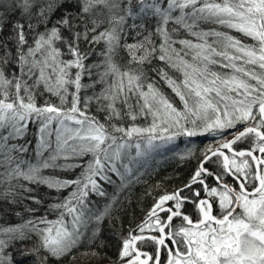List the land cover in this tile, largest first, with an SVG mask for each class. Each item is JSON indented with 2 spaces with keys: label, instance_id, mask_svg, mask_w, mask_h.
I'll list each match as a JSON object with an SVG mask.
<instances>
[{
  "label": "snow or ice",
  "instance_id": "snow-or-ice-1",
  "mask_svg": "<svg viewBox=\"0 0 264 264\" xmlns=\"http://www.w3.org/2000/svg\"><path fill=\"white\" fill-rule=\"evenodd\" d=\"M168 160L192 167L125 229ZM112 241L110 264H264V0H0V264Z\"/></svg>",
  "mask_w": 264,
  "mask_h": 264
},
{
  "label": "trees",
  "instance_id": "trees-1",
  "mask_svg": "<svg viewBox=\"0 0 264 264\" xmlns=\"http://www.w3.org/2000/svg\"><path fill=\"white\" fill-rule=\"evenodd\" d=\"M209 143H213L212 140L201 138L197 140L196 147L202 149ZM191 167L192 165L190 164H185L181 167V162L179 160H173L156 168L155 171L147 178L146 182L135 189L131 204L127 206L126 211L121 213L125 229L134 226V223H138L143 215L141 209H146L151 205L152 196H146L145 193L155 189L157 184H159L160 192L171 190L183 181ZM177 174L181 177L180 180L175 179ZM169 177H172L173 179H168ZM153 195H156L155 191H153ZM116 225L117 230H119V219L116 220ZM115 244L116 242L112 241L113 246L105 250L103 259L93 261V264H99L105 260L109 261L108 264H110V259L115 256ZM16 257L19 259V253H16ZM81 259L83 258L81 257ZM25 264H31V261L25 260Z\"/></svg>",
  "mask_w": 264,
  "mask_h": 264
},
{
  "label": "rangeland",
  "instance_id": "rangeland-1",
  "mask_svg": "<svg viewBox=\"0 0 264 264\" xmlns=\"http://www.w3.org/2000/svg\"><path fill=\"white\" fill-rule=\"evenodd\" d=\"M227 138L230 139L231 136H228ZM196 142H197V140L194 141L195 146H196ZM212 142L214 143V141H212ZM185 146H186V145H185L184 143H181V144H180V147H181V148H184ZM170 161H173V160H168V161L161 162L160 165H163V164L168 163V162H170ZM160 165H159V166H160ZM159 166H158V167H159ZM158 167H156V168H158ZM103 263L108 264L109 261L105 260V261H102V262L99 263V264H103Z\"/></svg>",
  "mask_w": 264,
  "mask_h": 264
},
{
  "label": "flooded vegetation",
  "instance_id": "flooded-vegetation-1",
  "mask_svg": "<svg viewBox=\"0 0 264 264\" xmlns=\"http://www.w3.org/2000/svg\"><path fill=\"white\" fill-rule=\"evenodd\" d=\"M103 264H105V263H103Z\"/></svg>",
  "mask_w": 264,
  "mask_h": 264
}]
</instances>
